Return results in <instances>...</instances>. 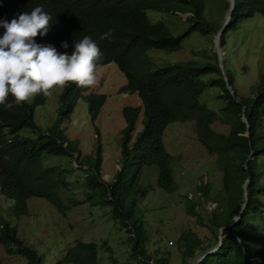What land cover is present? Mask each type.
Here are the masks:
<instances>
[{
	"label": "trees",
	"instance_id": "1",
	"mask_svg": "<svg viewBox=\"0 0 264 264\" xmlns=\"http://www.w3.org/2000/svg\"><path fill=\"white\" fill-rule=\"evenodd\" d=\"M206 3L209 7L215 6L218 20L205 13ZM37 6L52 20L48 33L37 36L36 43L50 44L61 53L71 54L75 42L91 37L103 53L99 64L113 61L123 73L125 81L117 89L135 92L140 100L141 106L122 107L124 125L120 130L119 167L109 180L101 179L97 148L93 169L82 181L88 190H101V204L110 205L111 217L127 230L129 254L138 258L136 262L168 264L165 255L153 258L146 253L144 245L148 238L141 222L133 215L136 199L148 189L138 182L139 169L144 165L155 166L156 185L166 191L174 190L173 157L164 147L163 130L171 121L192 120L195 136L213 157L221 183L211 197L215 204L206 216L207 223L201 221L192 205L186 206V212L196 215L198 222L212 232V238L203 243L195 231L181 230L176 242L181 247L182 263L188 264L203 254L195 264H264V72L251 86L250 93L240 97L234 89L229 92L225 86L229 79L224 72L226 80L223 79L214 50L211 51L213 61L177 59L157 63L150 54L153 49H179L183 38L193 30L215 33L222 23L221 13L228 8V0H0V20L10 21ZM148 9L170 13L188 11L187 24L181 31L172 33L164 22L150 21ZM254 12L260 13L264 20V0H233L218 45L222 47L227 27ZM3 32L0 27V36ZM109 32L108 39H99ZM62 42L68 44L67 49L61 47ZM207 73L216 76L203 78ZM208 86L219 88L217 96L222 106L218 112L198 98ZM85 89L71 84L60 90L57 114L45 128L32 120L34 107L43 102V95L19 105L9 96L7 103L12 106L0 105V193L13 199L14 215L25 213L24 201L29 195L45 197L62 212L75 203V199L70 200L71 182L67 178L71 168L62 164L43 165L42 155L73 152L65 141L60 121L78 97L86 100L90 118L94 120L105 94L94 91L83 94ZM140 110V128L136 130L135 120ZM215 119L226 128L215 129L212 126ZM23 128L30 131L23 134ZM196 190L204 198L209 197L204 181L196 185ZM243 190L246 200L241 207ZM219 228L222 236L218 239ZM0 244L7 254L23 256L24 264H41L35 249L23 243L16 227L1 216ZM96 247L93 241L76 240L53 264H97ZM0 264L3 263L0 261Z\"/></svg>",
	"mask_w": 264,
	"mask_h": 264
},
{
	"label": "rangeland",
	"instance_id": "2",
	"mask_svg": "<svg viewBox=\"0 0 264 264\" xmlns=\"http://www.w3.org/2000/svg\"><path fill=\"white\" fill-rule=\"evenodd\" d=\"M216 10L215 6L209 7L206 3L204 11L212 15L214 20L220 17L214 13ZM226 13L227 10L221 13L222 22ZM146 14L150 21H162L172 33H177L186 26V16L189 12L170 13L148 9ZM223 37L221 65L230 82L227 81V85L235 90L237 96H247L251 86L264 72L262 15L254 12L250 16L237 19L232 26L226 28ZM212 50L213 33L202 34L193 30L183 38L179 49H153L150 54L157 63L177 59L213 61ZM98 71V83L82 92L105 94L94 120L90 118L86 100L80 96L68 115L60 121L65 141L73 152L42 155L43 165L62 164L71 168L67 178L71 182L70 200L75 199V203L62 212L45 197L29 195L24 201L25 213L16 216L12 212L13 199L0 193V216L16 227V233L23 243L35 249L41 264H53L76 240L96 243L97 264H138V258L129 254V243L125 239L127 230L111 217V206L101 204V190H88L85 184L82 185L85 174L93 169L97 148L100 151L99 177L103 180L111 178L120 164V130L124 125L122 107L141 106L135 92L117 89L125 79L113 61L99 64ZM208 76L216 75L207 73L202 77ZM218 91L217 86H208L198 98L218 112L222 106L217 96ZM59 92V89L56 90L51 97H45L42 103L34 107V124L41 128L50 126L57 114ZM140 116L141 110L135 120L136 130L140 128ZM84 121H87V124L81 126ZM212 126L217 130L226 128L218 119L212 122ZM29 131L27 128L21 130L23 134ZM162 140L165 149L173 157V178L176 187L172 191H166L157 186L156 167L141 166L138 182L147 185L148 189L143 196L136 199L133 215L136 221L141 222L148 238L144 245L146 253L153 258L163 254L168 258V264H183L181 247L176 242L181 230L188 228L195 231L203 243L212 238V232L206 225L198 222L196 215L187 213L186 206L192 205L191 208L197 212L201 221L207 223L206 216L215 204L211 197L216 194L221 183L220 172L214 166L213 157L199 144L192 120L169 122L163 130ZM78 162L82 164L77 166ZM200 181L207 185L208 198H204L196 190ZM63 201L66 202L65 199ZM185 260L188 262L190 258ZM0 261L3 264H24L25 260L19 254H7L0 244Z\"/></svg>",
	"mask_w": 264,
	"mask_h": 264
},
{
	"label": "clouds",
	"instance_id": "3",
	"mask_svg": "<svg viewBox=\"0 0 264 264\" xmlns=\"http://www.w3.org/2000/svg\"><path fill=\"white\" fill-rule=\"evenodd\" d=\"M52 17L41 6L18 17L0 20L4 29L0 36V105L11 107V96L17 105L30 102L35 96L51 97L56 90L71 84L90 88L98 83L99 61L103 53L96 41L85 36L74 43V50L61 53L52 45L35 42L51 26ZM110 37V32L99 39ZM61 47L68 48L66 42ZM103 64V63H102ZM87 124L84 121L81 126Z\"/></svg>",
	"mask_w": 264,
	"mask_h": 264
},
{
	"label": "water",
	"instance_id": "4",
	"mask_svg": "<svg viewBox=\"0 0 264 264\" xmlns=\"http://www.w3.org/2000/svg\"><path fill=\"white\" fill-rule=\"evenodd\" d=\"M232 6H233V0H228V8H227V13L225 15V18L223 20V22L221 23L220 27L217 29V31L215 33H213V46H214V51L216 53V60H217V64H218V67L220 69V72L223 74V70H222V65H221V54H220V50H221V46L218 45V37L220 35V33L222 32L223 28L225 27V25L227 24L228 20H229V16H230V12H231V9H232ZM222 52V51H221ZM223 79L225 80V76L222 75ZM225 86L227 87V89L229 90V92L232 91V89H230L227 85V81H225ZM242 187L243 189L245 188V183L242 184ZM243 202H242V205L241 207L244 205L245 203V200H246V197H245V190H243ZM241 210V209H240ZM239 210V211H240ZM238 214L235 216V219L238 218ZM218 233L220 234L218 236V239L221 238V228L218 229ZM211 250V249H210ZM208 250V251H210ZM207 251V252H208ZM203 256L200 255L196 258L195 261L199 260L201 257ZM195 261H192V262H189L188 264H195Z\"/></svg>",
	"mask_w": 264,
	"mask_h": 264
},
{
	"label": "bare ground",
	"instance_id": "5",
	"mask_svg": "<svg viewBox=\"0 0 264 264\" xmlns=\"http://www.w3.org/2000/svg\"><path fill=\"white\" fill-rule=\"evenodd\" d=\"M220 54L222 55L221 50H220Z\"/></svg>",
	"mask_w": 264,
	"mask_h": 264
}]
</instances>
